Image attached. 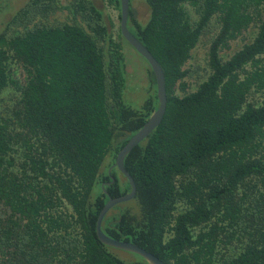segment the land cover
I'll return each mask as SVG.
<instances>
[{"label": "trees", "instance_id": "trees-1", "mask_svg": "<svg viewBox=\"0 0 264 264\" xmlns=\"http://www.w3.org/2000/svg\"><path fill=\"white\" fill-rule=\"evenodd\" d=\"M100 1L120 19V0ZM146 3L140 22L130 0L127 27L163 70L166 109L124 158L135 196L101 229L166 264H264V0ZM57 11L66 19L51 21ZM113 27L96 0H27L0 30V264H150L96 235L108 198L130 190L108 169L158 107L145 59L142 103L125 100ZM203 37L205 75L192 84Z\"/></svg>", "mask_w": 264, "mask_h": 264}, {"label": "water", "instance_id": "water-1", "mask_svg": "<svg viewBox=\"0 0 264 264\" xmlns=\"http://www.w3.org/2000/svg\"><path fill=\"white\" fill-rule=\"evenodd\" d=\"M129 2L130 0H120V32L122 37L134 48V50L140 56H142L147 61V63L151 67L156 81V96L158 99V107L151 113L143 126L127 140L125 145L117 153L114 163L108 169V173H110L111 169L113 167H116L118 171L123 174L128 180L130 190L123 195L108 198V200L99 211L97 217L96 235L99 241H101L102 243L114 248L136 253L146 259L150 264H166L156 255L145 250L144 248L130 241H122L119 239L111 238L101 229V221L104 215L113 206L122 202L129 201L135 196L136 185L132 176L124 167V158L137 144L145 139L155 127L159 125L164 115L167 102L164 73L160 64L151 54V52L133 35V33L127 27ZM111 180H114L113 176H111Z\"/></svg>", "mask_w": 264, "mask_h": 264}, {"label": "rangeland", "instance_id": "rangeland-1", "mask_svg": "<svg viewBox=\"0 0 264 264\" xmlns=\"http://www.w3.org/2000/svg\"><path fill=\"white\" fill-rule=\"evenodd\" d=\"M27 0H0V30H2L5 22L14 14L16 10L22 7ZM98 4H101L105 9V13L110 15L114 24L113 30L116 33L120 19L118 18V10L106 3H102L100 0H96ZM131 9L133 16L140 22H145L149 15V9L146 0H131ZM66 11H57L52 15L51 21L59 22L65 20ZM208 41L206 38H202L197 46L192 50L191 59L186 64V68L189 69L190 75L187 81L189 83H195L205 75L206 67V53H207ZM123 48L127 61V73L130 85L133 86V90L126 97L125 100L132 106H139L145 96L146 87V70L148 65L144 58H142L134 48L123 39ZM17 76L22 77V71L19 70ZM135 87V88H134ZM145 92V93H144ZM119 256L125 261L142 260L143 258L133 252L125 251L122 249L111 247Z\"/></svg>", "mask_w": 264, "mask_h": 264}]
</instances>
